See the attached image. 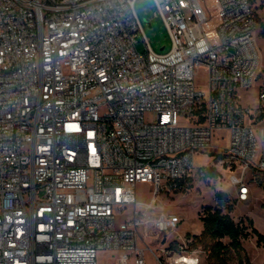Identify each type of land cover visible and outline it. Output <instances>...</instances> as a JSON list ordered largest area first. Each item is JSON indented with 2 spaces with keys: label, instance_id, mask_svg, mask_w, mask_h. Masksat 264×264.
Instances as JSON below:
<instances>
[{
  "label": "built area",
  "instance_id": "2783aa9c",
  "mask_svg": "<svg viewBox=\"0 0 264 264\" xmlns=\"http://www.w3.org/2000/svg\"><path fill=\"white\" fill-rule=\"evenodd\" d=\"M136 1L0 0V264H99L103 252L114 264H147L148 253L201 264L198 234L181 233L184 217L162 211L161 194L212 180L201 152L239 166V202L247 174L264 171V84L256 108L240 96L262 68L264 0H218L216 42L202 0H188L190 17L181 0H155L165 53ZM140 183L152 184L147 202ZM171 232L176 249L161 245Z\"/></svg>",
  "mask_w": 264,
  "mask_h": 264
},
{
  "label": "rangeland",
  "instance_id": "374dc122",
  "mask_svg": "<svg viewBox=\"0 0 264 264\" xmlns=\"http://www.w3.org/2000/svg\"><path fill=\"white\" fill-rule=\"evenodd\" d=\"M181 4L187 17H190L191 8L188 0H181ZM202 7L210 18L205 25L206 31L210 39L216 42L218 40L217 29L219 25L218 0H202ZM136 11L143 24L145 36L153 50L157 53L169 51L172 47L171 37L156 1L137 0ZM258 18L261 20L257 30V44L262 56V68L258 78L255 80L254 87L248 90H241L240 92L242 103L253 108H256L259 104V91L264 84V38L261 34V24L264 23V8L258 9ZM138 49L140 52H145L142 37L139 38ZM198 86L204 91L207 90V70L204 67L201 68L198 74ZM196 164L198 166L215 164L217 169L221 171V175L217 178H212L211 181L193 180L194 184L185 192H176L172 195H168L165 192L161 194V202L159 204L161 210L166 213H178L184 217L183 227L180 229L181 233L186 228H192L191 230L194 234L201 235L204 223L200 218L199 212L203 206L216 205L214 200L215 193L224 191L235 203L232 217L236 222L244 220L247 223L246 218H251L254 220L255 227L264 234V171L254 170L247 174L246 182L251 187V194L247 202H239L237 188L230 181L232 174L239 173V166L232 163L233 170L227 165L225 167L220 161L216 160V154L212 151L199 153L196 156ZM137 190L142 201L147 202L151 199L153 193L152 184L140 183ZM251 231L252 229L250 228L249 232ZM175 235V232L168 233L167 240L161 245H169ZM147 240L153 248H161L160 243L157 242V237H148ZM225 242L228 243L229 240L226 239ZM243 244L246 264H264V248L258 244L256 235L251 234L245 238ZM192 249L199 254L201 264H208V254L202 246L192 245ZM231 256L230 264H237L238 259L235 254L232 253ZM99 264H113V262L109 261V254H103L99 258ZM131 264H134V262L132 261ZM147 264H157L152 253L147 255Z\"/></svg>",
  "mask_w": 264,
  "mask_h": 264
},
{
  "label": "trees",
  "instance_id": "16d2710c",
  "mask_svg": "<svg viewBox=\"0 0 264 264\" xmlns=\"http://www.w3.org/2000/svg\"><path fill=\"white\" fill-rule=\"evenodd\" d=\"M261 8H264V4H261ZM261 19L259 18V21ZM262 26V36L264 38V23ZM225 157L221 154L216 156V160L220 161ZM227 165V163H226ZM221 175V172L215 167H212L207 172L206 177L209 179L217 178ZM189 186L187 184H181L176 192L188 191ZM216 205L203 206L199 212L200 218L204 223V228L201 235L196 237L194 245L202 246L208 254V264H230L232 260L231 254L234 253L238 259L237 264H246L244 259L245 247L243 240L249 237L251 234L256 235L258 244L264 248V234L260 232L254 225V220L246 218L247 223L244 220L236 222L232 217V212L235 209V203L231 200L228 194L224 191H217L214 196ZM252 229L249 232V229ZM229 242L226 243L225 240ZM170 249L177 248V242L170 244Z\"/></svg>",
  "mask_w": 264,
  "mask_h": 264
},
{
  "label": "crops",
  "instance_id": "0c3cea01",
  "mask_svg": "<svg viewBox=\"0 0 264 264\" xmlns=\"http://www.w3.org/2000/svg\"><path fill=\"white\" fill-rule=\"evenodd\" d=\"M237 197H238V191H237ZM183 226H181V228H182ZM203 228H204V226H203ZM192 228H186L185 229V231L183 232V233H185V232H191L192 230H191ZM202 231H203V229H202ZM199 233H201L200 231H199ZM103 254H109V261L110 262H113V257H114V255H115V253H108V252H103V253H101L100 254V256H102ZM132 262V261H131ZM113 264H114V262H113ZM131 264V263H130Z\"/></svg>",
  "mask_w": 264,
  "mask_h": 264
},
{
  "label": "water",
  "instance_id": "95a60500",
  "mask_svg": "<svg viewBox=\"0 0 264 264\" xmlns=\"http://www.w3.org/2000/svg\"><path fill=\"white\" fill-rule=\"evenodd\" d=\"M151 25V24H150Z\"/></svg>",
  "mask_w": 264,
  "mask_h": 264
}]
</instances>
